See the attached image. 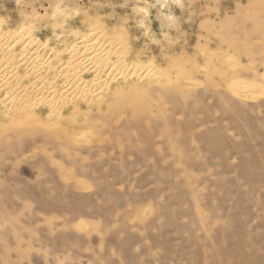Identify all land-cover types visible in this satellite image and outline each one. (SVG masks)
<instances>
[{"label": "rangeland", "instance_id": "rangeland-1", "mask_svg": "<svg viewBox=\"0 0 264 264\" xmlns=\"http://www.w3.org/2000/svg\"><path fill=\"white\" fill-rule=\"evenodd\" d=\"M29 20L53 68L99 29L161 75L0 107V264H264V0H0V52Z\"/></svg>", "mask_w": 264, "mask_h": 264}, {"label": "bare ground", "instance_id": "bare-ground-1", "mask_svg": "<svg viewBox=\"0 0 264 264\" xmlns=\"http://www.w3.org/2000/svg\"><path fill=\"white\" fill-rule=\"evenodd\" d=\"M32 24L33 23L30 22V20H29V25H24L22 27V29L20 30L19 36L14 34L15 36H17V38L14 36V38H16V39L13 41L14 44H11L13 46L10 45L11 48L9 50L7 49L8 47L1 50L2 53L3 52L5 53V54H3V55H5V59L7 58V56L12 55V53H11V51L13 52L12 48L14 49V47L16 45L19 46L20 44H23V42L21 41V38L22 37L25 38L24 35L29 36L31 34V32H32L31 30L33 27ZM1 26L2 25L0 24V27ZM96 30H94L95 32L98 31L96 34L94 31H93L94 33H92V34H95V36H97L95 41L92 42L91 40H87V38H86L87 36L86 37L84 36L85 38H83V36H82L80 38V42H79L82 46L74 45L70 49L66 50V52L70 55L71 61H67L66 63L64 62L62 65H60L59 68H53V65L51 66V59L49 58L50 62H49V59L47 57L44 59L42 54L40 55L39 48L33 47L34 42L37 41V43L40 44V47L42 46L43 49L46 50L49 48L47 45V42L45 44L44 42L40 41L39 38H34L33 36H29L30 40H28L26 43L24 42V46L21 49L22 53L18 52L19 55L17 54L16 56H14V59L16 60L15 61L16 63H14L15 66H13L12 64H9V63L4 64V66H2L3 64L2 65L0 64L2 66V67L0 66L2 68V69L0 68L1 69V73H0V107H3L6 110L10 109V112H12L14 115H17V113L20 114L22 112L21 110H23L24 108H29L31 110L34 109L36 107L34 105H36L38 103L40 104V106L44 104V105L50 107L53 100L55 101V99L58 100V99H61L63 97H67L66 95H68V97H69L68 93L71 92L72 90H75V91L78 89L81 90V88H83V90H84L87 87V88H89V89H87V91H88V90H90V88L92 89V87H93L94 88L93 90L97 91L98 87H100L101 83H102L100 80L101 74L105 70H108L109 72H115V71L119 70V71H122L125 73L129 72L132 74L142 73V74H145L146 76H149V77L154 78V79L159 78V76L161 75V71L159 69H155L153 64L149 63L147 65H138V64L127 63V61H125V59L123 57H121L122 55L119 54V53H121V50L119 52V49L120 48L122 49L123 47L119 46L120 47L119 48L117 46L118 43L115 41L116 39L115 38H109V37H107V36H109L108 34L106 36L104 33H101V31H103V30H101V31L99 29L97 31ZM14 32H16V30H13L12 33H14ZM5 35L6 34H2V32H1L0 42H2V40L4 38L6 39V36H8V37L10 36V34L6 35V36ZM110 36H112V35H110ZM89 38H90V36H89ZM120 38L121 39H119V40H121V42H122L124 40L123 39L124 36L121 37V35H120ZM8 41L9 40H7V42ZM10 41H11V39H10ZM102 41H103V43H102ZM105 41H106V43L109 41V45H108L109 51L106 52L105 54H101L100 50H102L104 44H106ZM124 41H123V44L125 43ZM114 42H116L117 44H115ZM42 47H41V49H42ZM80 49H83L82 55H80V56H78V58H76L77 53ZM50 51H51V49H50ZM55 52H54L55 56H57L56 54L60 55L59 54L60 52L59 53L58 52L55 53ZM104 55H106V56H104ZM114 56H116L117 61L115 64L112 65L111 64V58H113ZM92 62H95V63L93 64L92 67L88 66L89 67L88 71H90V73L93 74L94 78H93V80H90V82L85 81V80L83 81V79H80L82 76L81 73L83 70L82 69H81L82 71L78 70L80 67L79 65H83V64H87V63H90V65H91ZM56 71H59L58 72L59 75L56 76V79L58 78L60 81L63 82L62 85L60 86V87H62L61 89H57V87H55L54 85L49 84L47 82L45 84L46 86H44V87L42 86L43 89L40 87L39 88L35 87L36 86L35 84H34V88L33 87L27 88V86L22 87V85L20 86V85H18V83H15V84L13 83V82H16L15 81L17 78L16 75L18 76V75L22 74L20 76L21 77L23 76L24 79L26 78L29 80H34L42 74H48L49 75L50 73H53ZM84 71L86 72L87 70H85V68H84ZM53 77H54V75H53ZM8 79H10L11 81L8 82ZM19 81L21 82V80H19ZM37 81H38V79H37ZM39 81H40V79H39ZM42 82H44V81L42 80ZM29 87H31V84ZM246 87H248V85ZM250 87H249V89L248 88L247 89L250 90ZM93 90H92V92H93ZM85 91H86V89L84 90V93H85ZM251 92L254 93V90H252ZM244 93H246V92H244ZM250 93H249V96H250ZM253 93H251V94H253ZM88 96H90V95H88ZM92 96H94V95H92ZM12 104H13V106H11V108H9V107L7 108V105H12Z\"/></svg>", "mask_w": 264, "mask_h": 264}]
</instances>
